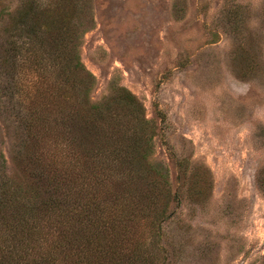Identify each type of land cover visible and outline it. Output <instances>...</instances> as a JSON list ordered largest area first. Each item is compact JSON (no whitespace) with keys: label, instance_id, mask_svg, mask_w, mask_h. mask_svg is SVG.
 I'll use <instances>...</instances> for the list:
<instances>
[{"label":"rangeland","instance_id":"374dc122","mask_svg":"<svg viewBox=\"0 0 264 264\" xmlns=\"http://www.w3.org/2000/svg\"><path fill=\"white\" fill-rule=\"evenodd\" d=\"M24 1L0 0V156L18 196L30 187L43 201L84 197L82 210L58 222L37 218L45 243L32 254L62 244L54 264H264V0H61L62 9L55 0L57 28L71 22L74 31L60 50L73 51L89 84L66 90L36 51L26 53L20 80L45 116L78 106L89 120L100 107V141L83 138L74 159L51 122L26 131L13 122L16 110L5 111L19 75L10 53ZM125 92L132 118L117 103ZM113 124L144 131L147 149L132 181L97 188L103 166L90 155L113 141L110 132L122 133ZM118 196L125 200L116 205Z\"/></svg>","mask_w":264,"mask_h":264},{"label":"trees","instance_id":"16d2710c","mask_svg":"<svg viewBox=\"0 0 264 264\" xmlns=\"http://www.w3.org/2000/svg\"><path fill=\"white\" fill-rule=\"evenodd\" d=\"M64 1L67 2V0ZM69 1L70 0H68V2ZM54 2L55 0H25L17 13L16 23H14L12 31L15 40L11 47L10 65L13 72L16 70L19 75H15L14 73L11 81L12 83L10 87L7 88L12 91L10 98L13 103L9 104V107L5 108V111L7 113H14L16 110V114L20 115L19 119L15 118L16 121L13 122L16 124L20 123L26 131L31 129L42 130V128H40L42 127V122L45 124L47 121L51 122V125L55 129V134H53L52 137H55V141L58 142L57 145L65 147L67 152L66 156L69 158L71 154L72 159H74V156L80 157L79 155L83 154V151H85L82 147L83 145H81L83 138L92 139V141L96 142L100 141L99 125L97 123L101 120L105 121V117H102L100 107H94V110L91 112L89 111L91 115L89 120L85 118V115L79 110L78 106H73V109L68 108V111H66L67 109H61L58 115L55 116L56 118L53 117L51 113L45 116L38 104L36 106L28 100V98H30L28 96L31 88L20 80L21 67H23L24 63H28L26 53L36 51V53L39 52L42 54L43 62L45 61L49 65V70L53 73L55 83L60 79L58 76L63 74L65 78L62 79L60 83L64 82V85L67 87H65L66 90L68 89V91H70V88L81 89L89 84L87 77L90 76V74H87L81 61L73 57V51H70V53L67 52L66 54V52L64 53L60 50V48L65 49L69 47L71 42H68V40L74 31L72 30L71 22H65L63 26L57 28V23L59 21L57 13L53 14L51 12ZM56 2H58L59 5L57 7L58 9H62L63 5L67 7L61 0H57ZM21 53H23L22 56ZM38 74L41 75V72H38ZM16 101L17 103H15ZM117 103L123 108H126L127 115L132 118L133 115H131V113H134L135 110V100L133 96L125 92V96L118 98ZM68 120L74 123V128L79 131L71 132V129L67 125ZM91 120V124H93L91 126L92 129L88 130L84 127L87 132L85 133L86 135L82 134V126L85 125L87 121ZM81 122H83V124H81ZM94 122L97 126L94 125ZM135 123L136 124H133V126L136 129L140 124L139 122ZM113 125L115 126V124ZM115 128L120 129V126H115ZM116 132L117 131H115V133L110 132V137H113L111 143L105 145L99 143L95 145V149H93V153L90 155V158L98 160L96 162L102 164L103 170L100 175L104 176L101 180L100 178H96L94 185L91 186L97 187V185H100L105 179L116 180L117 182L125 180L124 182H126L129 180L128 178L130 175V180L132 181L134 169L132 167L137 162L136 160H138L140 154L146 152L148 139L144 131L137 132L133 130L129 132V134L122 130L121 134H117ZM72 149H77L78 152L74 155ZM81 149L84 150L82 151ZM1 157L2 156H0V264H54L56 259L54 258L56 256L55 252L64 253L62 251L68 249V245H53L52 253L47 256H40L36 253V255L32 254L33 248L36 247V245L45 243V239L43 240L41 235L36 234L38 229L37 224L40 221L37 218H40V215H42L41 217L43 219V217L47 215L48 217H53L54 222H58V215H60L62 219L64 216L70 215L66 212L70 209H72V212L78 209L82 210L83 207L80 199L84 201V197H82L81 194V196L75 195L72 197L68 195L65 201H63V204L61 200L55 201V199L51 198L48 201H43L36 189L30 187L27 193L28 196L25 194H23V196H18V189L10 185L11 181L6 174L5 162ZM60 189L59 187V190ZM57 190L58 189H55V191ZM127 193L128 192H124L123 194L126 195ZM117 198V201H121V203L118 202L116 205L122 204L125 200L123 196H118ZM55 209L58 210L55 211ZM63 211L66 212V214L61 216ZM124 216H128V213ZM87 217H90V215L88 214ZM121 221L123 222V218ZM36 227L37 229L35 230ZM115 239L118 238L115 237ZM40 241L42 242L39 243ZM104 245L105 244H103V246ZM109 247L105 245V248ZM112 249H114V246ZM122 254L125 255L124 252H121V255ZM138 258H143L141 261L145 262L143 253L136 255L135 259Z\"/></svg>","mask_w":264,"mask_h":264}]
</instances>
